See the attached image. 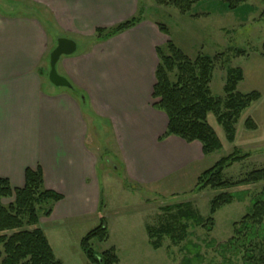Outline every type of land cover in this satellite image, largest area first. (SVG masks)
Here are the masks:
<instances>
[{
  "label": "crops",
  "instance_id": "obj_1",
  "mask_svg": "<svg viewBox=\"0 0 264 264\" xmlns=\"http://www.w3.org/2000/svg\"><path fill=\"white\" fill-rule=\"evenodd\" d=\"M139 9L140 0L0 3V178L20 189L25 171L39 170L43 187L61 196L50 215L39 219L45 237L49 225L101 217L105 197L93 133L98 138L102 131L105 157L136 190L179 185L181 177L199 174L197 164L206 157L200 143L159 139L167 119L152 107L156 48L164 49L169 39L158 23L142 16L131 29L95 39L96 30L113 28ZM59 38L83 44L56 64L71 88L49 82L43 90V70Z\"/></svg>",
  "mask_w": 264,
  "mask_h": 264
},
{
  "label": "rangeland",
  "instance_id": "obj_2",
  "mask_svg": "<svg viewBox=\"0 0 264 264\" xmlns=\"http://www.w3.org/2000/svg\"><path fill=\"white\" fill-rule=\"evenodd\" d=\"M219 2L220 0L201 1L185 14H180L173 7L157 5L153 0H140V8L145 19L166 27L168 39L187 58L193 60L198 55L211 58L219 56L215 60V70L209 85L212 96L224 97L222 87L227 67L242 71L243 80L237 85L236 92L258 93L257 101L240 113L234 125L235 138L232 143L226 141L222 127L216 123L215 117L212 114L207 116V123L214 129L222 149L207 155L197 164L195 173H202L220 158L234 152L248 154L246 159L222 172L223 180L236 183L249 172L264 167V58L260 55L264 44V0H247L234 12L224 11ZM23 6L31 11V8L24 4ZM76 44V51H79L83 44ZM48 71L47 62L42 76L43 90L50 86ZM169 77L171 81L174 80L173 74ZM247 119L254 123L253 129L246 128ZM99 133L98 138L93 133L90 141L100 157L96 173L105 199L104 207L98 210V216L104 219L108 239L104 242L91 241L94 253L114 250L118 257L116 264L242 263V251H224L221 244L233 236V223L249 213L255 199H264V181L255 184L241 183L229 188L233 202L214 214L211 231L207 232L202 226H196L191 220H187L186 230L182 231L174 222L178 215L177 210L168 213L164 208L188 203L189 211L206 220L209 216V201L221 189L206 188L197 191L198 174L195 179L186 175L181 177L182 182L179 185L169 183L163 187L136 190L135 185L122 182V175L117 174L120 169L116 162L105 157L104 145L99 143ZM9 202L6 201L5 204ZM170 220L171 234L169 237L164 235L160 246L154 249L149 242L146 228H158L170 224ZM98 223L97 215H93L81 220L49 225L46 237L56 259L61 264H92L81 250L80 240ZM182 234L184 237L181 240L176 239L182 237Z\"/></svg>",
  "mask_w": 264,
  "mask_h": 264
},
{
  "label": "trees",
  "instance_id": "obj_3",
  "mask_svg": "<svg viewBox=\"0 0 264 264\" xmlns=\"http://www.w3.org/2000/svg\"><path fill=\"white\" fill-rule=\"evenodd\" d=\"M160 6H169L178 10L180 14L189 12L194 4L204 0H153ZM247 0H220L224 11H237ZM142 8L138 14L113 28L96 30V40L104 41L119 33L131 29L142 20ZM159 31L167 34L163 25H158ZM159 63L155 70V84L152 91V107L162 112L167 119L164 134L159 138L177 137L187 143L198 142L204 156L213 154L222 149V144L214 129L207 123L208 114L215 117L216 123L222 127L225 139L232 143L235 138L234 125L240 113L247 109L259 98L258 93L239 94L237 85L243 80L239 68L225 70L222 87L224 97H214L210 91V82L215 70V60L198 55L193 60L187 58L175 45L168 40L164 49L156 48ZM223 55V54H221ZM260 55L264 58V44ZM173 74L174 80H170ZM246 128L253 129L254 123L247 119ZM248 154L234 152L220 158L211 167L200 173L196 179V190L211 188L221 189L209 201V216L206 220L188 210V203L173 204L164 209L169 213L177 210L178 215L174 222L182 231L186 230L187 220L196 226H202L207 232L214 225V214L223 206L233 202L229 188L241 184H255L264 181V167L249 172L240 182L229 183L222 179V172L235 163L246 159ZM12 199L7 204L2 200ZM61 200V196L43 187L42 175L39 170H26L24 186L12 189L6 179L0 178V264H61L44 235L38 227L40 217L50 215V205ZM104 202L100 198L99 210ZM173 219V218H172ZM264 199H255L249 213L238 222L233 223V236L221 249L224 251L243 252L241 264H264ZM183 223V224H182ZM170 224L158 228H146L149 242L156 249L164 235L171 234ZM182 237L176 238L181 240ZM108 239V232L103 217L99 218L98 225L87 232L80 240V247L86 258L92 264H116L118 257L114 250L96 254L91 248V241L104 242Z\"/></svg>",
  "mask_w": 264,
  "mask_h": 264
},
{
  "label": "water",
  "instance_id": "obj_4",
  "mask_svg": "<svg viewBox=\"0 0 264 264\" xmlns=\"http://www.w3.org/2000/svg\"><path fill=\"white\" fill-rule=\"evenodd\" d=\"M76 51V44L67 38H59L49 55L48 81L55 87L71 88L70 83L57 73L56 64L61 56L72 55Z\"/></svg>",
  "mask_w": 264,
  "mask_h": 264
}]
</instances>
